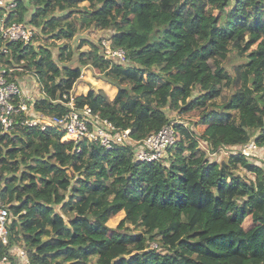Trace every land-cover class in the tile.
I'll return each mask as SVG.
<instances>
[{"label": "clouds", "instance_id": "1", "mask_svg": "<svg viewBox=\"0 0 264 264\" xmlns=\"http://www.w3.org/2000/svg\"><path fill=\"white\" fill-rule=\"evenodd\" d=\"M258 7L0 0V264H112L137 232L155 264H189L212 246L180 243L195 227L181 197L208 199L205 235L234 248L264 230V78L247 66ZM143 206L177 214L153 227L129 211Z\"/></svg>", "mask_w": 264, "mask_h": 264}, {"label": "trees", "instance_id": "2", "mask_svg": "<svg viewBox=\"0 0 264 264\" xmlns=\"http://www.w3.org/2000/svg\"><path fill=\"white\" fill-rule=\"evenodd\" d=\"M241 0H238V4ZM165 7L167 4L165 3ZM257 21L255 24L251 25V30L253 32L264 31V20L260 17L264 16V10L257 8ZM179 15V13H177ZM199 30V25L194 23L190 31L195 33ZM259 40V36H256ZM251 45V51L248 53L247 66L253 69L254 74L264 78V41H259V43H254L252 40L249 41ZM264 139V136L257 137V141ZM11 149L9 152L11 153ZM220 191L223 194L225 191L224 184L221 183ZM235 194V193H233ZM264 194V193H262ZM210 201L208 199L196 196L193 207L186 208L188 201L181 197L177 205L180 211L183 212L184 217L188 222H194L195 227L184 228L181 235L185 239H181L180 243H185V240L191 236L202 237L204 240H208V243L212 246V249L205 250L203 255L194 252L192 249H188L191 253L186 257L190 260L189 264H264V230L260 232L253 233L250 237V243L245 246L233 247V241L228 236V233H223L219 231H213L211 235H205L209 233V225L212 224L213 228L216 227L214 220L211 215L205 211L206 207ZM91 204V201H89ZM169 201H165L164 204L167 205ZM223 203L222 200H217V205ZM259 203L264 204V200ZM82 210V209H81ZM129 211H134L136 213V218H144L145 221L152 225L153 227H162L165 224L171 222L174 216L177 214V209L174 208H152L150 206H143L138 208H129ZM216 217L219 218V208H216ZM76 221L73 220V223ZM122 223V221H121ZM126 239H128L126 237ZM131 239L136 241L137 247L132 250L116 249L110 254V259L112 264H155V261L159 258V253L155 252L154 249L148 247L147 240L143 238V233L137 232L135 236ZM143 240V242H141ZM97 243H103L102 239H97ZM201 239H192L190 243L191 248L195 251L200 252L204 246L201 244ZM241 248L244 251H241ZM252 248L254 251L248 252V249ZM133 252L135 254H133ZM60 250H57L54 255L59 257ZM117 257H119L117 259ZM71 260V257H69ZM173 259V258H168ZM75 264V261H72ZM99 264V262H97Z\"/></svg>", "mask_w": 264, "mask_h": 264}]
</instances>
